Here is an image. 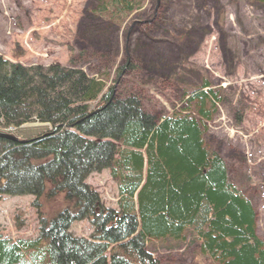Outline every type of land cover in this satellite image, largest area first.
<instances>
[{"label": "trees", "instance_id": "16d2710c", "mask_svg": "<svg viewBox=\"0 0 264 264\" xmlns=\"http://www.w3.org/2000/svg\"><path fill=\"white\" fill-rule=\"evenodd\" d=\"M96 1L108 19L136 3ZM125 68L134 64L126 60L117 74ZM206 86L179 95L184 113L157 117L139 93H121L79 68L25 67L0 56V128L46 125L25 141L0 134V195L63 193L69 203L46 217L35 240L0 237V264H156L145 241H179L187 229L210 261L264 264L253 205L204 142L217 98ZM104 168L117 184L118 211L85 184ZM83 218L89 239L69 231Z\"/></svg>", "mask_w": 264, "mask_h": 264}, {"label": "rangeland", "instance_id": "374dc122", "mask_svg": "<svg viewBox=\"0 0 264 264\" xmlns=\"http://www.w3.org/2000/svg\"><path fill=\"white\" fill-rule=\"evenodd\" d=\"M97 4L0 0V56L23 66L79 68L121 93H139L157 117L179 109L181 93L208 83L221 102L211 111L204 142L251 200L255 232L264 243V2L136 0L130 13L113 19L97 14ZM126 60L134 69L118 75ZM38 130L45 126L31 123L12 135L28 138ZM86 183L105 208L118 211L117 184L108 169L92 171ZM66 206L63 193L38 199L0 195V237L35 240L46 217ZM70 231L88 238L91 228L79 220ZM198 245L187 229L179 241L152 239L145 249L156 264H217L200 254Z\"/></svg>", "mask_w": 264, "mask_h": 264}, {"label": "bare ground", "instance_id": "6f19581e", "mask_svg": "<svg viewBox=\"0 0 264 264\" xmlns=\"http://www.w3.org/2000/svg\"><path fill=\"white\" fill-rule=\"evenodd\" d=\"M140 95V94H139ZM141 96V95H140ZM141 99H142V103H143V98H142V96H141Z\"/></svg>", "mask_w": 264, "mask_h": 264}]
</instances>
